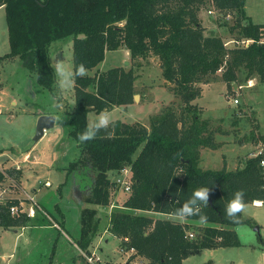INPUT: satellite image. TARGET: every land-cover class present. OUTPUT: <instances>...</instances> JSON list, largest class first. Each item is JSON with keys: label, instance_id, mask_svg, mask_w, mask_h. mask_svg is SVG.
<instances>
[{"label": "trees", "instance_id": "obj_1", "mask_svg": "<svg viewBox=\"0 0 264 264\" xmlns=\"http://www.w3.org/2000/svg\"><path fill=\"white\" fill-rule=\"evenodd\" d=\"M210 1L216 10L232 12L234 23L221 25L236 38L251 39L248 45L229 48L220 36L204 34L198 12L206 0H0L10 47L0 59L18 56L43 88L54 85L48 47L55 39L72 36L74 72L81 64L94 68L106 51L119 47H125L132 59L158 58L162 76L179 98L178 107L165 106L150 118L148 127L115 120L93 140L81 142L89 111L99 113L133 102L134 71L115 66L74 77V106L68 120V135L76 141L80 156L68 164L66 180L77 171L80 182L82 177L93 178L83 193L84 203L106 206L112 185L109 172L129 168V195L111 211L108 230L121 239L122 248L132 249L133 256L144 258L146 264H182L202 248L240 245L235 228L250 220H244L242 213L239 222L227 217L228 201L243 189L247 203H264L263 152L246 153L234 169H227L225 160L220 169L199 166L200 150L219 148L215 133L222 132L202 118L201 108L193 103L201 96L200 84L214 80L219 72L227 88L242 71L245 79L258 76L264 81V24L245 14V0ZM4 173L13 174L0 170V181ZM201 187L210 190L208 204L202 205L207 222L189 237L190 224L200 222L199 217L178 223L172 213ZM18 204L16 198L0 203L1 228L27 225L30 219L25 213H10L9 208ZM79 221L74 242L87 251L97 232L96 210L84 207Z\"/></svg>", "mask_w": 264, "mask_h": 264}, {"label": "rangeland", "instance_id": "obj_2", "mask_svg": "<svg viewBox=\"0 0 264 264\" xmlns=\"http://www.w3.org/2000/svg\"><path fill=\"white\" fill-rule=\"evenodd\" d=\"M245 9L254 23L264 24V0H245ZM198 17L204 27L205 35L220 36L225 46L229 48L245 46L246 38H236V34L229 33L227 26L221 25L223 22H227L228 25L234 23L232 12L218 11L210 0L209 2L206 0L198 12ZM261 40L264 41V29ZM9 50L5 9L0 6V57L8 53ZM128 52L125 47L106 51L104 59L94 68L87 69L85 75H93L96 71H105L115 66H121L124 69L131 67L136 76L134 88L138 97L129 105L114 106L109 110L112 122L115 120L126 123L140 122L149 126L152 116L158 114L167 105L178 107L180 101L172 91V84L162 76L159 60L156 56L149 55L146 58L132 59ZM56 59L63 60L74 72L72 36L50 42L48 61L53 71ZM200 85L201 96L193 100V103L201 108V117L208 119L212 127L218 128L222 132L215 133V137L221 141L219 148L201 149L203 159L199 166L202 169H220L225 160L227 168L234 169L241 165L246 153L253 155L258 149V144L264 143V81L259 80L258 76L245 79V73L242 71L238 73V80L231 83L230 88H227L219 72L214 80ZM234 98L238 99L237 103L233 102ZM73 106L74 80L70 89L61 91L57 86V77L54 71V85L51 89H46L39 84L36 74L23 66L18 56L0 59V147H2L3 140L11 134H17L14 138L21 141L23 135L19 130L30 119V127L33 128L34 126L35 129L38 114L50 113L55 116L53 126L46 130L42 137L35 141L36 143L32 139L27 144H22L21 141L20 146H17L20 152L19 154L14 153V156L19 155L18 160L23 163V167L26 166L24 176L28 180L23 178L24 186L35 188L37 179L45 180L48 178L52 182L49 189L54 190L64 176V168L79 158L80 149L76 141L68 135L69 113ZM16 113L17 116L18 113H22V115L14 121L10 120L12 123H9L7 116ZM97 114L94 111L87 113L88 126ZM15 126L19 128L15 129ZM26 129L27 127H24V130ZM33 136L34 134L31 138ZM32 143L35 144L30 150ZM27 152L30 159L23 160V156ZM8 154L13 156L12 153ZM0 164L4 168L9 164L12 165V162L4 157L0 159ZM8 169L19 168L8 167ZM128 170L126 167L118 173L109 172L112 183L116 185L110 187L109 203L106 206H97L98 231L93 237V243L99 242L100 244L102 234V244H105L103 247L105 250H101L102 253L98 255L100 257L96 264H125V260L130 261V264H142V262L146 264L140 258L131 255L123 257L124 252L120 251L121 239L106 231L109 226L111 211L121 207L129 195V191L124 190L121 182H116L117 179L128 181L130 178ZM76 173L78 171L75 172L69 182L70 185L67 186L64 183L60 186L64 199L57 204L58 209L64 214V221L60 222L61 219L58 221L73 238H77L80 227L77 206L70 195V188L71 192L74 189L79 190L77 186L79 175ZM10 176L13 178L5 174L3 180L0 181V202L8 197L16 196L17 193L21 198L25 195L20 194L21 189L19 190L18 183L13 180L15 175ZM91 178L92 176L82 177V185L90 186ZM49 189L42 187L38 190L36 193L37 200L41 201L44 195L48 194ZM247 204L248 207L242 213V218L244 220L249 219L250 222L239 224L236 227L240 245L202 248L186 256L182 264H202L204 262L213 264H264V204L257 206H253L251 203ZM86 206L93 205L86 204ZM81 207H84V204ZM42 210L36 218H30L31 222H29L28 227H39L43 224L52 226L53 231V223H56L53 216L57 218L56 215H60V213L54 210L53 205L48 206V210L43 208ZM201 224L199 222L190 224L188 233L195 236L197 231L203 227ZM28 227L26 229H29ZM255 227L258 229L256 230ZM12 229L15 228L0 229V264H74L70 257V246H61L62 236L60 244L57 243V246L53 248L51 240L48 241L41 231L33 230L22 234H12L7 231ZM123 250L126 249L123 248ZM97 254H99V248ZM81 257L76 255L74 258L79 263L85 262Z\"/></svg>", "mask_w": 264, "mask_h": 264}, {"label": "crops", "instance_id": "obj_3", "mask_svg": "<svg viewBox=\"0 0 264 264\" xmlns=\"http://www.w3.org/2000/svg\"><path fill=\"white\" fill-rule=\"evenodd\" d=\"M244 11H245V14L248 16V14L246 12V9H245V4H244ZM248 17L251 19L250 16H248ZM128 54H129V52H128ZM12 103H14V102H12ZM18 114H19L18 116H17V113L8 115L7 116V121L9 120V123H12L10 120L14 121V119H17L19 116L22 115V113H18ZM47 114H50V113H47ZM39 116H40V114H38V116H36L37 119H38ZM30 122H31V119L24 124L25 125L24 127H27L26 130H24V127H21L20 130H19L21 132V135H23L22 140H21L22 144H27V143H29L30 140L33 139V138H31V136H32V134L35 133V129H34V126H33V128L30 127ZM35 127H36V124H35ZM14 128L18 129L19 127L15 126ZM45 131H44V133H45ZM15 136H17V134L8 135L2 142V147H0V159L6 157L7 160L12 162V165L9 164V166H6L4 168H2L0 166V170L5 171L6 169H8V167L19 168V169H10V170H12L13 174L15 175V178L13 180L18 183L17 187H19V190L21 189L20 190V194H25V195H23V197L21 198V197H19V194L17 193L16 196L8 197V198H16V199L19 200V202L25 203V206H27L28 205V202L26 201L27 197L33 196L37 200L36 193L38 192V190H40L42 187H45V188L49 189L51 187V185H52V182L50 180H48V178H46L45 180L44 179L42 180V179L39 178V179L36 180V187L35 188L34 187H26V186H24L25 184L23 185V183H22L23 178H25L26 180H28V178L24 176V172L26 170V169L24 170V168H26V166L23 167V165H22L23 163L18 160L19 155L14 156V153H18L19 154L20 151L18 150L17 146H20V142H21V141L15 139L14 138ZM215 139H216L217 142H219V143L221 142L220 140H218L217 137H215ZM35 143H32V146L29 148L30 150L33 148V144H35ZM260 145L261 144H258V149L254 152L253 155H256V153H259V151L264 153V149H263L264 143L261 146ZM201 152H202V150L200 151V156H201ZM8 153H10V154L12 153L13 156H10ZM25 159L26 160L30 159V155H29L28 152L25 153L24 156H23V160H25ZM35 159H37V156H35ZM202 159H203V157L201 156L199 164L201 163ZM0 165H2V164H0ZM67 167H68V165L64 168V176H63V178L60 179V182H59L58 186L54 190L53 189L52 190L49 189L50 191L48 192V194L44 195V197L41 199V201L37 200V202L39 203L41 209L43 208V209H47L48 210V206L53 205L54 210L55 211L57 210L58 213H60L61 216L60 215H56L57 218H55L53 216V220L56 221V223H53L54 224L53 225V231L51 229L52 226H49V225L47 226V225H43V224L40 225L39 227H31L30 228V227H28L29 222H31L30 220L27 223V225L18 226V227H15V229L7 230V231L11 232L12 234H17V233L22 234V233H26V232H31L33 230L41 231V233H43L45 235V237L47 238L48 241L51 240V243L53 244V248H55L57 246V243L60 244V239H61V236H62L63 237V239H62L63 242L61 243V246H64V245H67V246L69 245L70 246V249H71L70 257H71L73 263L74 264H82V263H79V261L75 260L74 257H76V255L77 256L78 255L82 256L81 258H83L84 260H85V258L83 256V254H87V255L94 254L95 256L100 257L98 255H100V253H102L101 250L103 249L105 244H102V242H103V238L102 237L103 236L101 234L100 238L102 240H101L100 244H99V242L97 244H94L93 243V239H92V242H91V244L88 247V250L87 251H83L75 244V242H74L75 239L67 232V230H65L62 227V225L58 221V219H61L60 222L64 221V214H62L63 212H61L58 209V206H57L59 201L64 199V195L62 193V190L59 188V186L62 183H64L65 181H66V185L67 186H68V184L70 185L69 182L72 180V178H73V176L75 174L73 172L72 175L70 176V180L67 181L66 180L67 179V175H66L67 174ZM80 174H81L80 171H78V173H76V175H80ZM9 177H11V176H9ZM11 178H13V177H11ZM46 182H48L49 185H46L45 184ZM77 184H78V187H79L78 189L79 190L74 189L71 192V188H70V193H71L70 195H71V199L73 200V202L77 206L76 208H77L78 215H79V220H80V212H81V210L84 207H89V206H86V204H89V203H84L83 200H82L83 193L85 192V190L86 191L88 190V186L87 185L86 186L82 185L81 182L78 179H77ZM82 204H84V207H81ZM251 204L253 206H257V205H261V204H264V203L262 201H256L255 200V201L251 202ZM97 206H99V205H93V206H90V207H92V208H94L96 210V215H97V217L99 219V215H98V212H97L98 211V207ZM39 213H40L39 211H36L34 216H28V217H29V219L30 218H32V219L36 218L39 215ZM37 220H40V219H37ZM58 225H60L61 227H59ZM201 225H203V224H201ZM27 227L29 229H26ZM108 228H109V226H108ZM108 228H106V231L109 232ZM0 229H3V228H0ZM3 230H5V229H3ZM79 231H80V227H79ZM97 231H98V229H97ZM96 234H97V232H96ZM96 234H95V236H96ZM104 241L106 242L107 240L105 239ZM117 244H118V241H117ZM98 248H99V254H97ZM106 248H107V246H106ZM120 248H121L120 251L124 252V256L123 257L130 256V255L133 256V250L132 249L123 250L122 247H120ZM103 250H105V249H103ZM78 251H79V253H78ZM133 257L139 258L138 256H133ZM140 260H143L145 263H147L144 258H140ZM85 262H87V261L85 260ZM124 263L125 264H130V261L125 260ZM104 264H106V263H104ZM142 264H143V262H142Z\"/></svg>", "mask_w": 264, "mask_h": 264}, {"label": "clouds", "instance_id": "obj_4", "mask_svg": "<svg viewBox=\"0 0 264 264\" xmlns=\"http://www.w3.org/2000/svg\"><path fill=\"white\" fill-rule=\"evenodd\" d=\"M54 71L57 77V86L61 91L68 90L72 87L75 76H83L87 69L83 64L77 66L73 72L63 60H57ZM112 123V116L108 109L102 110L98 113L92 123L79 135L81 142L93 140L101 129H107ZM209 188L201 187L192 192L191 196L185 200L172 213L176 222H184L189 217L198 216L201 223L207 222V216L202 213V205L208 204ZM248 207L245 200V192L243 189L237 190L233 193L232 198L228 201L226 206L227 217L233 219L234 222H239L240 216L238 214L244 213Z\"/></svg>", "mask_w": 264, "mask_h": 264}, {"label": "built area", "instance_id": "obj_5", "mask_svg": "<svg viewBox=\"0 0 264 264\" xmlns=\"http://www.w3.org/2000/svg\"><path fill=\"white\" fill-rule=\"evenodd\" d=\"M249 42H251V39H247L245 41L244 45L245 46L248 45ZM233 102L237 103L238 99L234 98ZM259 153H261V151H259ZM256 154H258V153H256ZM261 165L263 166V169H264V159L261 160ZM128 172L130 173V170H128ZM116 182H121L122 187L124 188V190L125 191H130V184H131V179L130 178L128 179V181L117 179ZM45 184L49 185L48 182H46ZM112 185H116V184L112 183ZM27 202H28L27 206H25V203H22V202H19L18 205L11 206L9 208L10 209V213L11 214L25 213L27 216H34L36 211H39V212L42 211V209H41L39 203L36 201L35 197H33V196L27 197ZM188 236L192 237L193 234L192 233H188ZM83 256H84L85 260L88 263H90V264H96V261L99 259V257H97V256L95 257L94 254H90V255L83 254Z\"/></svg>", "mask_w": 264, "mask_h": 264}, {"label": "water", "instance_id": "obj_6", "mask_svg": "<svg viewBox=\"0 0 264 264\" xmlns=\"http://www.w3.org/2000/svg\"><path fill=\"white\" fill-rule=\"evenodd\" d=\"M137 97H138V95L134 94L133 100H135ZM54 121H55V116L53 114H42V115H40L37 119V122H36L33 140L38 141L42 137V135L44 134V131L50 129L53 126ZM255 229L257 230L258 227H255Z\"/></svg>", "mask_w": 264, "mask_h": 264}]
</instances>
